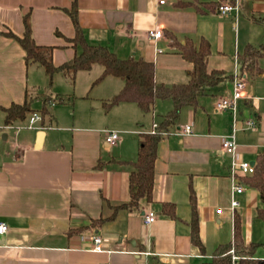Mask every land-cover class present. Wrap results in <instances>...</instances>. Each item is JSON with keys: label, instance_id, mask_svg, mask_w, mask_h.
<instances>
[{"label": "crops", "instance_id": "1", "mask_svg": "<svg viewBox=\"0 0 264 264\" xmlns=\"http://www.w3.org/2000/svg\"><path fill=\"white\" fill-rule=\"evenodd\" d=\"M232 1L77 0L87 41L108 47L121 59L152 62L157 84L188 83L193 66L179 50L202 41L210 44L208 72L222 71L229 77L205 90L197 105L183 107L167 130L171 134L162 136L153 202L115 212L116 206L130 200L132 163L142 135L153 131L172 103L159 101L149 114L134 103L106 112L104 102L124 83L107 77L93 85L101 70L96 78L88 77L79 101L73 96L67 107L52 102L48 116L36 113L40 120L30 115L6 125L4 109L22 105L27 91L40 93L46 85L39 78L44 69L28 66L25 51L6 33L23 37L24 17L31 15L35 42L54 47V65L61 66L76 54L70 42L75 28L66 12L74 0H0V223L8 226L0 235V264H203L219 246L232 243L236 214L244 245L259 244L255 257L264 261L260 194L241 175L237 181L245 190L234 192L233 158L221 147V138L234 134L241 160L256 165L260 157L264 159V57L257 60L255 73L241 72L238 65V56L247 47L264 44V0H240L237 14L221 15L218 5ZM156 27L164 30V38L154 43L148 32ZM91 72H79L71 85L77 88L80 76ZM236 75L246 77L250 98L239 101L235 117L231 111H217L216 103L231 95ZM61 76L68 81L57 73L56 85ZM96 88L99 93L92 96ZM36 102L38 107L42 103ZM250 119L256 128L247 127ZM187 124H192L193 134H175ZM107 131L119 133L114 146L106 142ZM192 195L205 253L191 238ZM233 200L240 203L235 210ZM167 204L174 205L176 218L163 211ZM149 212L157 216L151 224L144 219ZM93 235L104 239L105 252L92 251ZM230 254L238 257L234 251Z\"/></svg>", "mask_w": 264, "mask_h": 264}, {"label": "trees", "instance_id": "2", "mask_svg": "<svg viewBox=\"0 0 264 264\" xmlns=\"http://www.w3.org/2000/svg\"><path fill=\"white\" fill-rule=\"evenodd\" d=\"M75 28V37L70 40L75 49V56L69 62L56 67L53 62L54 47L38 45L32 33L31 15L24 17V35L18 37L12 32L6 33L10 38L18 41L25 51L27 65L37 64L41 66L52 84L53 77L57 73L64 74L73 83L79 72H91L94 67L101 66L102 73L93 83L96 85L107 77L119 78L124 86L118 94L109 101L104 102V110L109 112L113 107L122 103H134L144 114L154 112L159 101H170L172 109L161 116L158 121V132L169 130L179 117L181 109L185 106H195L199 96L207 89L215 87L229 77L222 71L208 72L207 60L210 55V44L202 41L199 46L189 44L179 51L182 58L192 64L190 80L186 84L166 86L155 81L156 68L152 62L134 57L128 59L119 58L108 47L90 44L84 34L79 20L77 0H74L72 8L66 10ZM264 57V44L261 48L247 47L242 55L238 56V65L241 72L255 73L256 62ZM36 100H41L43 106L40 111L33 108ZM63 103L64 100H56L48 95H41L37 91H27L26 100L22 105L13 104L4 109L6 125L22 122L28 116L40 113L42 117L49 115L48 106L51 103ZM162 136L160 134L147 133L142 135L137 160L132 163L133 170L130 174V200L128 203L115 207L119 210H135L142 201L153 202L155 163L157 150ZM253 175L244 179L247 186L256 189L260 194L261 205L258 208V217L264 222V159L259 158L255 165ZM192 218L191 238L201 252L205 253V247L200 236L199 218L195 205V197L191 196ZM163 211L176 218L175 207L172 204L164 205ZM113 219V216L110 218ZM100 220L99 222H101ZM98 221L93 222L97 224ZM259 244L249 247L244 245L241 230V220L236 214L234 217V238L232 243L219 246L210 261L203 264H233L230 251L240 258L239 264H264L263 260L255 257Z\"/></svg>", "mask_w": 264, "mask_h": 264}, {"label": "built area", "instance_id": "3", "mask_svg": "<svg viewBox=\"0 0 264 264\" xmlns=\"http://www.w3.org/2000/svg\"><path fill=\"white\" fill-rule=\"evenodd\" d=\"M161 3H164V1H161ZM218 12L221 15H232L237 14L240 10V0H233L232 2L222 3L219 4L217 7ZM148 38L150 41L156 43L157 41L164 38V30L161 27H156L154 29H151L148 32ZM160 52H166L165 49L160 50ZM248 83L246 80V77H243L241 75H236L233 79L232 83V91L231 95L227 97L221 98L216 103V110L217 111H231L233 115L236 117L238 113V103L240 100L243 99H249L250 96L247 92ZM35 120H40V115L34 114ZM247 127L248 128H256L257 124L254 120L247 121ZM32 128V126H30ZM152 134H160L161 136H167L171 134L167 131L158 132V124L154 125V129L151 132ZM176 135L179 136H186L193 134V128L192 124H187L184 126H180L175 131ZM119 139V133L116 131H107V137L106 142L109 146H114ZM221 147L222 150L231 155L232 160V178L234 181V187L233 190L236 194H242L245 190L244 186H242L239 181H237V176H250L253 175L255 172V165L252 164L249 161H243L240 159L239 153H238V145L236 142V138L234 134H231L229 136H223L221 138ZM240 206V203L236 200H233L231 203V209L235 210ZM218 214L222 213V210L219 209L217 211ZM157 216L154 212H149L147 215H145V223L151 224L156 220ZM8 226L5 223H0V235H3L7 232ZM85 239V237H84ZM90 241L92 243V251L96 253H102L105 252L104 249V239L99 235H93L90 237ZM233 254V251H232ZM239 259V257H236L233 255V264H236V261Z\"/></svg>", "mask_w": 264, "mask_h": 264}, {"label": "rangeland", "instance_id": "4", "mask_svg": "<svg viewBox=\"0 0 264 264\" xmlns=\"http://www.w3.org/2000/svg\"><path fill=\"white\" fill-rule=\"evenodd\" d=\"M101 70H102L101 66H96L91 73H83L84 76H80L78 84H77V88H74L72 86L73 82L69 78H68V81H69L68 82L64 76H61L62 80H60V82H58L57 85H56V83H54V81H52V84H50V78H47L44 70H40L41 74H40L39 78L45 79V82H46L45 83L46 84L45 90L41 91L40 94L51 96L52 98H54L56 100L62 99V100H64V102L63 103H57L58 106L59 107H67L69 105V102H67V99L70 98V100L71 99L74 100L73 96H75L76 97L75 101H79L80 95L82 97V96H84L83 94L86 93V89H87V85H88V79L90 80V78H88V77H91V79L96 78V75H97L96 72L101 71ZM34 80H35V78H34ZM31 90L33 91V89H31ZM98 93H99V90H97V88H96L92 92L91 95L95 96ZM87 101H88V99H87ZM90 101H92V100H90ZM78 103H84V102H78ZM85 103H87V102H85ZM79 105L80 104H77L78 111H80V109H81V108H79ZM42 106H43V103H41V105L38 107L36 101L33 104V108L38 109V110H40L42 108Z\"/></svg>", "mask_w": 264, "mask_h": 264}, {"label": "water", "instance_id": "5", "mask_svg": "<svg viewBox=\"0 0 264 264\" xmlns=\"http://www.w3.org/2000/svg\"><path fill=\"white\" fill-rule=\"evenodd\" d=\"M252 164H254V162H252Z\"/></svg>", "mask_w": 264, "mask_h": 264}]
</instances>
